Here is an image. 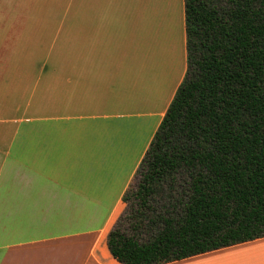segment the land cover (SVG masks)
Segmentation results:
<instances>
[{
    "label": "crops",
    "instance_id": "obj_1",
    "mask_svg": "<svg viewBox=\"0 0 264 264\" xmlns=\"http://www.w3.org/2000/svg\"><path fill=\"white\" fill-rule=\"evenodd\" d=\"M127 19L91 9L73 13L72 29L0 28V264H122L109 235L188 57L186 26L147 45ZM135 115L158 119L113 171L111 121ZM168 264H264V238Z\"/></svg>",
    "mask_w": 264,
    "mask_h": 264
},
{
    "label": "trees",
    "instance_id": "obj_2",
    "mask_svg": "<svg viewBox=\"0 0 264 264\" xmlns=\"http://www.w3.org/2000/svg\"><path fill=\"white\" fill-rule=\"evenodd\" d=\"M185 26V78L109 235L122 264L264 238V0H185Z\"/></svg>",
    "mask_w": 264,
    "mask_h": 264
},
{
    "label": "rangeland",
    "instance_id": "obj_3",
    "mask_svg": "<svg viewBox=\"0 0 264 264\" xmlns=\"http://www.w3.org/2000/svg\"><path fill=\"white\" fill-rule=\"evenodd\" d=\"M91 9L123 13L128 17L126 27L129 32L135 31L139 43L142 41L147 45L149 41L162 44L163 35L175 40L177 35H182L185 27L184 0H0V28L27 32L72 29L73 13L88 12ZM159 70H161L159 73H162L161 64ZM161 76L163 77V73ZM154 100L156 102V99ZM158 104V109H164L166 99H160ZM157 119H139L135 115L127 119L111 121L113 130L107 139L115 142L111 162L113 171H126L129 168L130 161L148 142ZM118 122H121L122 130H119ZM125 142L131 148L125 146ZM131 142H134L135 149ZM127 149L130 150L124 156ZM108 166L110 167V163ZM135 187L136 185L133 188ZM128 209L127 204L120 218L129 214ZM125 227L128 228L127 223Z\"/></svg>",
    "mask_w": 264,
    "mask_h": 264
}]
</instances>
